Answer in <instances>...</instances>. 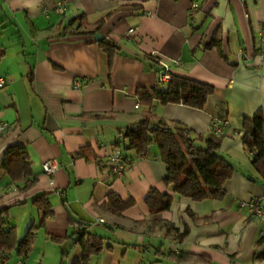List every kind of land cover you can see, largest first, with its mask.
<instances>
[{
    "label": "crops",
    "instance_id": "obj_1",
    "mask_svg": "<svg viewBox=\"0 0 264 264\" xmlns=\"http://www.w3.org/2000/svg\"><path fill=\"white\" fill-rule=\"evenodd\" d=\"M59 1L0 0V187L8 186L0 211L6 209L18 239L35 228L26 263L36 262L34 248L44 235L65 245L61 259L72 264L81 256L73 237L86 231L85 222L102 239L89 264H264V220L244 204L260 197L264 208V178L242 142L244 121L264 113L258 33L264 32V0H67L62 13L55 9ZM96 33L119 47L111 60ZM163 63L170 75L213 86L201 109L153 100L150 112L180 122L198 147L210 135L219 139L217 152L233 168L221 199L197 202L174 193L164 183L166 166L155 144L146 157L128 151L121 176L107 165L120 132L147 109L137 89H165ZM215 119L226 120L220 136L210 130ZM17 144L32 171L25 190L28 181L11 180L1 165ZM83 147L90 159L77 156ZM51 158L59 169L46 175L42 163ZM150 189L171 194L168 209L151 213ZM109 193L133 204L114 213ZM41 194L52 212L42 224L33 203ZM20 257L9 254L6 264Z\"/></svg>",
    "mask_w": 264,
    "mask_h": 264
},
{
    "label": "trees",
    "instance_id": "obj_2",
    "mask_svg": "<svg viewBox=\"0 0 264 264\" xmlns=\"http://www.w3.org/2000/svg\"><path fill=\"white\" fill-rule=\"evenodd\" d=\"M102 19L104 18L99 19L96 29L91 33H95L103 22ZM98 43L110 60L119 51V47L110 39L102 38ZM212 92L213 86L207 82L176 74H171L165 89L158 87L137 89L140 104L147 109L138 121L121 131L120 137L114 142L121 152L123 164L127 165L131 160L127 154L128 151L133 150L138 157H146L151 145L155 144L158 156L166 166L164 183L170 185L174 193L197 202L206 198H223L225 195L223 184L231 176L233 168L217 152L219 139L210 135L205 138L207 145L204 148L198 147L194 139L187 135L189 130L180 122L154 119L150 112L153 100L159 104L181 103L193 109H201ZM242 130V142L245 149L251 153V165L260 177L264 178V113L258 112L252 119L245 120ZM86 152V148L83 147L77 156L90 159ZM92 159L97 160V157L92 156ZM1 165L11 180L28 181L23 184L21 190L27 189L32 184L31 166L21 144L8 147ZM147 193L145 203L151 213L166 210L171 205V194L159 193L155 189H150ZM44 195L41 194L33 199V203L42 211L41 224L52 213ZM107 203L108 208L117 213L131 206L133 201H122L114 193H109ZM190 215H193L192 212ZM5 225H9V221L6 209H2L0 211V250L4 251L7 258L11 253L26 256L34 239L35 228L29 227L24 236L18 239L15 227L12 225L5 227ZM87 225L85 222H80V227L84 228ZM185 233L186 229L181 235ZM51 238L54 241L62 240L58 237ZM73 238L81 248V256L72 264H89L91 256L97 255L102 248V239L88 230L76 231Z\"/></svg>",
    "mask_w": 264,
    "mask_h": 264
},
{
    "label": "built area",
    "instance_id": "obj_3",
    "mask_svg": "<svg viewBox=\"0 0 264 264\" xmlns=\"http://www.w3.org/2000/svg\"><path fill=\"white\" fill-rule=\"evenodd\" d=\"M66 1L67 0H60L59 2H57L55 4L56 11H58L59 13H62L64 8H65ZM194 6L195 5L193 4V7ZM133 31H134L133 28H129L126 31V34L130 35L133 33ZM258 33L261 37V39H260L261 43H264V32L259 30ZM260 55L264 56V44H261ZM163 65H164L165 72H164V74H162L160 76L159 80H165L166 81V79H168V80L170 79L171 75L167 71V65L165 63H163ZM4 84H5L4 79L0 77V87H3ZM210 123H211V125H210L211 132L215 136H220L222 134L223 126L226 125V120H216L215 119ZM3 128H4V124L0 123V131H2ZM107 165L114 172L115 175L121 176L124 164L122 161L121 152L119 150H115V152L108 155ZM42 167H43V172L46 175H48V174L53 175L59 169L57 161L53 158L45 160L42 163ZM7 190H8V186L0 187V196L5 194V191H7ZM260 201H261V198L256 197V198H251L250 200H248L244 204L251 210L252 213L260 216L262 218V220H264V208L261 207ZM100 221H102V219H100ZM88 229H89V225L84 227V230L87 231ZM3 252H4L3 250H0V264H6V261H7V257L5 255V253H3ZM16 264H27L26 263V256H21L16 261Z\"/></svg>",
    "mask_w": 264,
    "mask_h": 264
},
{
    "label": "rangeland",
    "instance_id": "obj_4",
    "mask_svg": "<svg viewBox=\"0 0 264 264\" xmlns=\"http://www.w3.org/2000/svg\"><path fill=\"white\" fill-rule=\"evenodd\" d=\"M161 87H164V85H161ZM12 208L10 209V214H12V212L15 211V209ZM23 214L24 211L22 212L21 216L23 218H26V216L25 215L23 216ZM24 220L25 219L20 220L18 222L17 225H19L18 226L19 228H21V226L24 224ZM39 238H40V243H38V247L34 248V253H33L36 260L34 264H68L67 258L61 259V252L65 251V245L59 247L55 243H52L50 240H48L46 236L44 237V235H41V237ZM69 255L70 253L68 254V257Z\"/></svg>",
    "mask_w": 264,
    "mask_h": 264
},
{
    "label": "water",
    "instance_id": "obj_5",
    "mask_svg": "<svg viewBox=\"0 0 264 264\" xmlns=\"http://www.w3.org/2000/svg\"><path fill=\"white\" fill-rule=\"evenodd\" d=\"M103 38V36L101 35V34H99V33H96L95 34V39L96 40H101ZM249 179H253L252 177H251V175L249 176Z\"/></svg>",
    "mask_w": 264,
    "mask_h": 264
}]
</instances>
